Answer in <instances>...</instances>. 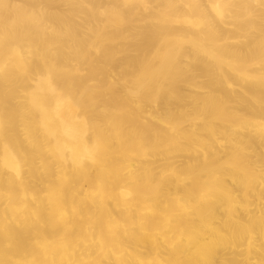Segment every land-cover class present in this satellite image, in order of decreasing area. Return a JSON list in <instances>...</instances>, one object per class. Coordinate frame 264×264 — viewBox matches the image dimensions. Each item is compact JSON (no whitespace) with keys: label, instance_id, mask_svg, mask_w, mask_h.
<instances>
[{"label":"rangeland","instance_id":"1","mask_svg":"<svg viewBox=\"0 0 264 264\" xmlns=\"http://www.w3.org/2000/svg\"><path fill=\"white\" fill-rule=\"evenodd\" d=\"M78 1L63 0V7L79 32L56 31L45 22L43 38L56 42L78 36L85 44L92 32L93 47L81 46L88 56L80 58L102 64L93 66V76L77 69L48 75L47 82L59 89L62 82H86L78 88L76 105L87 109V118L66 121L74 107L70 92L61 89L65 95L48 97L46 129L53 152L46 160L53 168L44 194L48 201L50 188L55 196L49 211L53 223L45 227L50 248L20 262L71 264L91 248V260L82 264H210L214 255L229 251L240 260L223 264H264V111H239L243 100L264 101V27L228 26L218 40L205 30L195 41L173 35L143 50L148 40L131 34L132 26L200 28L198 14L184 23L164 10L171 0H115L112 5L92 0L81 6ZM222 1L213 3L214 18L227 13ZM261 1V10L241 20L262 17L264 22ZM136 2L163 7L130 15ZM228 45L248 52L230 55ZM190 59L207 65L205 72L217 77L212 86L219 90L209 87L206 76L192 79L185 73ZM245 85L253 92H245ZM206 91L212 93L203 95ZM127 141L134 157H170L183 165L115 183L127 171L116 159ZM86 151H93L92 175L63 168L64 162L85 161ZM80 197L90 198L84 210H79ZM241 210L247 212L243 219Z\"/></svg>","mask_w":264,"mask_h":264},{"label":"bare ground","instance_id":"2","mask_svg":"<svg viewBox=\"0 0 264 264\" xmlns=\"http://www.w3.org/2000/svg\"><path fill=\"white\" fill-rule=\"evenodd\" d=\"M114 1L98 0L99 3L106 5H112ZM83 2L93 3L92 0H79V6ZM170 2L172 4L168 9L165 8V11L183 18L184 23H187L186 18L193 16V12L197 13L201 27L194 28L195 31L185 24L132 26L136 31L131 34L140 33L148 40L142 45L143 50L150 43L157 44L161 39H170L173 35L191 36V40L195 41L198 32L205 30L218 40L224 38L228 26L264 27L262 17L251 22L241 20L244 15L261 10L259 9V5L263 3L261 0H223L221 6L227 13L224 17L216 18H214L216 8L213 6L215 0H171ZM63 5V0H0V264H22L20 260H30L41 251L47 253L50 248L46 243L45 227L53 223V215L49 211L55 196L50 188L48 201L44 194L46 190L44 185L48 181L46 174L53 168L51 162L46 160V154L53 152L51 131L46 129L48 97L51 94L65 95L66 92H70L72 94L70 104L74 107L71 108L73 112L67 115L66 121L73 123L78 116L87 118V109L76 105L79 103L77 97L80 95L78 88L83 87L86 82H62L59 85L66 91L64 92L56 83L47 82L48 75L64 74L77 69L81 75L93 76L96 68L93 66L98 64L100 67L102 64L101 61L93 62V58L89 60L80 58L88 56L85 47L81 46L93 47L90 40L92 32L88 35L85 44L77 40L78 36L77 39L75 37L56 42L50 37L43 38L46 35V23L56 31L59 28L64 32H79L78 25L65 15ZM158 7H163V4L136 2L130 6L129 14L155 11ZM263 14L264 10L260 11V15ZM245 48L228 45L226 50L228 54L236 55L245 50L248 52ZM80 49L81 55L77 53ZM57 50L59 52H56ZM143 50H140L137 56L143 54ZM186 63L184 70L189 77L194 79L206 76L211 85L209 87L219 90L212 86L218 83L217 77L205 72L207 65L198 64L194 59ZM99 72L106 73L107 70L102 69ZM244 90L247 93L253 92L250 85H245ZM211 93L212 91H206L203 95ZM241 102L242 107L239 111L244 110L245 113L256 115L264 111V101L261 105H254L255 102L247 99ZM136 137L141 138L139 135ZM46 142L49 143L48 146ZM120 147L123 148V152L116 159L127 168V171L115 183L169 168L176 169L183 165V161L172 160L170 157H134L128 152L129 141ZM86 152L89 156L85 161L64 162L63 168L83 176L92 175L93 151ZM89 201V197H80L79 210L86 209ZM246 215L247 212L241 210L238 217L243 219ZM91 252V248L80 252L71 264H82L91 260ZM224 259L238 262L240 257L229 251L214 255L210 264H223Z\"/></svg>","mask_w":264,"mask_h":264}]
</instances>
